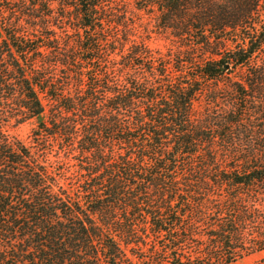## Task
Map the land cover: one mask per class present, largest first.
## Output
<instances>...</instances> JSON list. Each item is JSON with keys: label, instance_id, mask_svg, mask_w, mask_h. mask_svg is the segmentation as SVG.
<instances>
[{"label": "trees", "instance_id": "obj_1", "mask_svg": "<svg viewBox=\"0 0 264 264\" xmlns=\"http://www.w3.org/2000/svg\"><path fill=\"white\" fill-rule=\"evenodd\" d=\"M258 252L264 0H0V264Z\"/></svg>", "mask_w": 264, "mask_h": 264}, {"label": "rangeland", "instance_id": "obj_2", "mask_svg": "<svg viewBox=\"0 0 264 264\" xmlns=\"http://www.w3.org/2000/svg\"><path fill=\"white\" fill-rule=\"evenodd\" d=\"M140 20H137L136 39L145 41L153 50L167 52L171 47V41L156 28V21L149 15L140 13ZM36 120L28 121L24 124L14 125L13 122L8 126L7 131L11 136H14L27 145H31L33 141V131L36 129ZM264 259V252L254 253L245 257L243 260L235 264H257Z\"/></svg>", "mask_w": 264, "mask_h": 264}]
</instances>
